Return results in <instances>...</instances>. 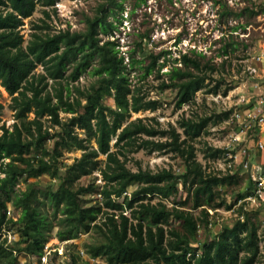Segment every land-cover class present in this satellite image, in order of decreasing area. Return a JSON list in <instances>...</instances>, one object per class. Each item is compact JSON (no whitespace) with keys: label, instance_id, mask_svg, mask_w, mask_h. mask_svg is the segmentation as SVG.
I'll return each instance as SVG.
<instances>
[{"label":"trees","instance_id":"obj_1","mask_svg":"<svg viewBox=\"0 0 264 264\" xmlns=\"http://www.w3.org/2000/svg\"><path fill=\"white\" fill-rule=\"evenodd\" d=\"M104 1L85 15L83 29H52L55 0H0V87L10 96L13 118L5 125L0 102V264H22L20 252L38 258L53 236L68 240L64 253L70 264H264L260 208H247L240 190L227 201V189L239 177L230 167L203 164L193 141L229 110L181 113L165 125L155 114L132 117L162 105L150 88L174 90L175 109L192 102L199 90L226 95L233 85L224 71L238 45L231 33L238 25L219 46L220 61L189 48L167 63L169 49L146 51L148 31L121 53L110 37L123 0ZM37 7L42 16L33 21ZM222 7V13L230 12L227 4ZM87 69L94 79L83 85L79 76ZM75 149L80 154L67 161ZM139 150L178 157L180 170L172 164L142 166L134 156ZM226 151L209 146L205 155L219 158ZM42 175L45 184L39 182ZM20 176L24 187L8 188ZM248 179L249 193L260 198L257 181ZM216 207L233 208L236 216L211 235L209 208ZM200 226L210 240L198 242ZM2 230L18 234L17 242H7ZM80 233L90 235L80 247L87 257L73 241ZM71 245L77 248L69 251Z\"/></svg>","mask_w":264,"mask_h":264},{"label":"rangeland","instance_id":"obj_2","mask_svg":"<svg viewBox=\"0 0 264 264\" xmlns=\"http://www.w3.org/2000/svg\"><path fill=\"white\" fill-rule=\"evenodd\" d=\"M101 1L104 0H55L54 10L48 19L52 29L66 27L70 29H83L85 15L93 14L98 3ZM104 2L108 3L107 0ZM224 4H227L230 8V12L226 14L222 13V6ZM249 8L255 12L250 11ZM40 16H42L41 9L37 7L32 14L31 20L38 21ZM109 18L111 19L112 17L109 16ZM113 21L115 27L112 32L113 35L110 38H115L118 41L121 53L126 54L127 48L139 40L140 33L148 31L151 40L144 42L146 51L152 50L157 52L160 49H169L170 57L167 63H170L172 58L178 55L179 50L185 51L189 50V48L202 50L207 56H211L213 60L220 61L221 56L217 53L218 48L224 38H229L231 26L238 25L237 29L231 32L233 40L238 45L232 54L231 63L226 65V70L224 71L225 80L231 82L233 85L226 95L211 94L199 90L195 93L192 102L185 103L180 108L175 109L173 106L174 90L164 89L160 91L147 85L150 88L149 95L158 97L162 101V105L155 111L134 112L132 113V117L155 114L161 123L165 125L167 121L175 123L176 118L181 113L184 115H195L197 113L214 115V113L229 110L228 117L216 123L210 121L208 125L209 133L196 137L193 141L197 146L198 160L205 165H209L211 168L225 169V164L223 163L226 160L223 159L224 157L212 158L206 156L205 153L209 146L223 147L229 150V152L232 151L230 154L233 161L230 168L239 177L240 182L235 188H228L225 196L227 201L232 200L237 194V190H240L244 193V198L249 199L248 203H245V205L247 204V208L257 206L260 208L259 217L261 224L259 228L262 236L260 242L262 249L261 256H263L264 121L257 122L254 118L249 119L247 112L249 110L250 112L252 110L257 113L260 112L259 114L263 116L264 120V103L259 102V96L264 93V0H123L121 8H116V17ZM29 24L30 20L26 18L22 29L25 34L29 31ZM166 67L167 65L163 66L162 70H165ZM136 71L140 70L136 69L130 75L133 80H136V77H133ZM148 78L151 77L149 76ZM93 79L94 76L89 73L88 69L79 76V82L83 85L88 84ZM153 82L155 83L156 80ZM105 100L110 102V99L107 97ZM252 100L256 102L254 101V103ZM9 101V94L3 87H0V102L4 105L2 121H4L5 125H10L13 121L12 111L7 105ZM236 113L240 114L236 115ZM79 154L80 150H72L67 153L66 160L71 161L73 156H78ZM234 155L236 156L235 158ZM134 156L139 159L142 166L148 165L155 168L172 164L177 171L181 167L178 157L158 151L146 153L143 150H139ZM130 165L135 168L133 163H130ZM247 175L252 180L257 179L256 192L259 193L260 198L249 193L246 188L249 181ZM90 178L91 176L83 177L81 181H87ZM46 181L47 176L45 175H42L39 179L41 184H45ZM97 181H100L99 178ZM23 187V177L20 176L10 183L8 188L18 189ZM182 195L184 196V193ZM91 196L93 194H86L87 198H92ZM240 201L242 199L238 202ZM233 208L227 209L221 207L217 208L216 211L209 208L214 212L212 225L211 223L209 224L211 225V235L215 234L222 225L232 223L236 216ZM45 210L50 211L46 207ZM54 232L55 228L52 230L53 234ZM17 236L18 234L16 233L12 236L13 243L17 242ZM210 237L203 226L198 228V242H206L210 240ZM75 238H73V241L80 248L82 247V242L89 239L90 235L88 233H80ZM48 241L51 245L60 246L59 248L62 251L65 250V246L67 245L59 241L56 236L51 237ZM76 248L71 245L69 251ZM56 252L59 254V257H54L52 251L49 255V264L57 263L59 260L63 264H70L68 251L64 254L61 253L62 256L59 251ZM18 257L22 264L40 263L37 257L28 256L24 252H20Z\"/></svg>","mask_w":264,"mask_h":264},{"label":"built area","instance_id":"obj_3","mask_svg":"<svg viewBox=\"0 0 264 264\" xmlns=\"http://www.w3.org/2000/svg\"><path fill=\"white\" fill-rule=\"evenodd\" d=\"M259 102L260 103H264V93L262 95L259 96ZM236 115H238V113H236ZM247 115L249 118H254L255 120L258 121H263V116H261L259 113L255 112V111H248L247 112ZM231 152L226 151L225 153V156H224V160H226L224 163H225V166L224 167H231V162L233 161V158L230 154ZM227 157H229V159H227ZM261 177V176H260ZM99 195V194H98ZM210 212H212V210L209 209ZM12 212V208L9 206L6 210V213L8 215H10ZM210 224V223H209ZM15 233L14 232H11V231H8V230H2V236H6L7 237V242H12V236L14 235ZM66 241L68 240H64L62 242L66 243ZM60 247V246H59ZM58 246L56 245H51L50 242H46L43 246V253L38 257V260H39V264H49V255L50 253L53 251H59V253H64L65 250L62 251V249H60ZM62 247V246H61ZM15 251V250H14ZM80 254L84 257H87V254L86 252L80 248ZM90 260H94V261H97L99 260L98 258H93V257H90Z\"/></svg>","mask_w":264,"mask_h":264},{"label":"bare ground","instance_id":"obj_4","mask_svg":"<svg viewBox=\"0 0 264 264\" xmlns=\"http://www.w3.org/2000/svg\"><path fill=\"white\" fill-rule=\"evenodd\" d=\"M114 40V39H113ZM118 45V44H117ZM197 92V91H196ZM262 95V94H261ZM258 96V95H257ZM244 97H245V95H244ZM251 99V98H250ZM251 101V100H250ZM253 101V100H252ZM255 101V100H254ZM253 101V102H254ZM256 102V101H255ZM254 102V103H255ZM238 103V102H237ZM250 104V103H249ZM256 105V104H255ZM237 106V105H236ZM247 107V106H246ZM230 108V107H229ZM240 108V107H239ZM242 108H243V106H242ZM259 108V107H258ZM235 111H236V109H235ZM250 111V110H249ZM259 112V111H258ZM246 113V112H245ZM260 113V112H259ZM238 114H240V113H238ZM243 116V115H242ZM246 116V115H245ZM232 118V117H231ZM245 118V117H244ZM243 119V118H242ZM250 119V118H249ZM254 120V119H253ZM235 121V120H234ZM250 121V120H249ZM264 121V120H263ZM1 122V121H0ZM255 122V121H254ZM248 123V122H247ZM232 124H234V123H232ZM261 124V123H260ZM11 125V124H10ZM237 125V124H236ZM242 125V124H241ZM258 125V124H257ZM229 126V125H228ZM233 127V126H232ZM248 127V126H247ZM246 127V128H247ZM244 128V127H243ZM234 129H235V127H234ZM237 131V130H236ZM245 132V131H244ZM246 133V132H245ZM236 134V133H235ZM244 135V134H243ZM232 136V135H231ZM236 137H237V135H236ZM246 137V136H245ZM244 137V138H245ZM114 138V137H113ZM249 138V137H248ZM250 139H252V138H250ZM230 140V139H229ZM228 140V141H229ZM236 141V140H235ZM237 142V141H236ZM240 142V141H239ZM242 142V141H241ZM244 142V141H243ZM242 144V143H241ZM243 144H245V143H243ZM252 144H253V141H252ZM262 144V143H261ZM237 145V144H236ZM229 146V145H228ZM226 147H227V145H226ZM232 147V146H231ZM229 148V147H228ZM249 148V147H248ZM235 149H237V148H235ZM246 150V149H245ZM244 150V151H245ZM241 151V150H240ZM247 151V150H246ZM231 153H232V151H231ZM241 153V152H240ZM224 154V153H223ZM233 155V154H232ZM243 155V154H242ZM236 156L234 155V158H235ZM242 159V158H241ZM245 159V158H244ZM245 161V160H244ZM223 164H225V163H223ZM232 164V163H231ZM239 165V164H238ZM246 165V164H245ZM228 169V168H227ZM248 176V175H247ZM246 176V177H247ZM245 177V176H244ZM54 180V179H53ZM256 181H257V179H256ZM259 181V180H258ZM101 194V193H100ZM236 196V195H235ZM95 197V196H94ZM251 197V196H250ZM99 198V197H98ZM119 198V197H118ZM249 200V199H248ZM166 201V200H165ZM230 202V201H229ZM167 203V202H166ZM248 203V202H247ZM168 204V203H167ZM171 204V203H170ZM247 205V204H246ZM249 205V204H248ZM251 205V204H250ZM225 206V205H224ZM235 207V206H234ZM217 208V207H216ZM219 208V207H218ZM221 208V207H220ZM208 209V208H207ZM234 210V209H233ZM212 214H214V213H212ZM235 214V213H234ZM18 237V236H17ZM71 239V238H70ZM76 239V238H75ZM70 242V241H69ZM63 245H64V243H63ZM64 254V253H63ZM60 255H61V253H60ZM62 256V255H61Z\"/></svg>","mask_w":264,"mask_h":264}]
</instances>
